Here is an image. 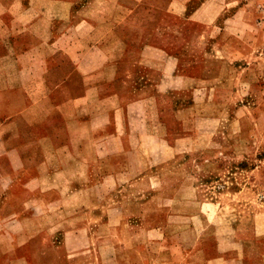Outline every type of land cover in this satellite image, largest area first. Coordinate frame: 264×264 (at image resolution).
<instances>
[{
	"label": "crops",
	"instance_id": "0c3cea01",
	"mask_svg": "<svg viewBox=\"0 0 264 264\" xmlns=\"http://www.w3.org/2000/svg\"><path fill=\"white\" fill-rule=\"evenodd\" d=\"M186 1L0 0V264H264V223L230 238L192 183L148 171L198 148L200 131L160 129L153 78L176 60L148 42ZM247 37L230 62L264 106V47L247 60Z\"/></svg>",
	"mask_w": 264,
	"mask_h": 264
},
{
	"label": "rangeland",
	"instance_id": "374dc122",
	"mask_svg": "<svg viewBox=\"0 0 264 264\" xmlns=\"http://www.w3.org/2000/svg\"><path fill=\"white\" fill-rule=\"evenodd\" d=\"M186 2L185 10L168 5L162 10L148 42L163 47L171 63L176 60L174 70L153 78L162 85L155 98L164 120L160 129L171 134L170 141L189 130L200 131L198 148L148 171L192 183L193 206L209 202L211 213L228 219L230 238L249 242L254 227L264 223V106L254 97L253 69L244 86L253 94L247 96L239 90L238 71L230 60L239 56L240 30L248 33L241 41L249 50L247 60L254 61L255 46L264 47V37L251 39L255 20L264 14V0ZM242 3L245 9L239 11ZM132 32L142 33L138 28ZM180 76L186 84L174 91Z\"/></svg>",
	"mask_w": 264,
	"mask_h": 264
}]
</instances>
